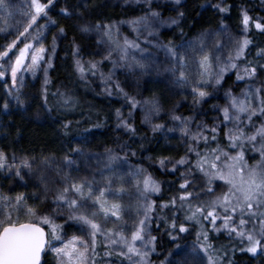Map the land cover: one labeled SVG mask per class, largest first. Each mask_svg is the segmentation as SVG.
Instances as JSON below:
<instances>
[{
  "label": "snow or ice",
  "instance_id": "1",
  "mask_svg": "<svg viewBox=\"0 0 264 264\" xmlns=\"http://www.w3.org/2000/svg\"><path fill=\"white\" fill-rule=\"evenodd\" d=\"M148 4L149 11L144 17H139L136 20L129 21L133 31H137V25L143 22L145 28H149L148 17L159 18V13L151 11V0H145ZM176 4L180 3V0H175ZM54 0H47L46 3L41 0H30V3L21 12V15L26 19L18 22L22 24L23 30L20 27L16 28L17 35L11 42L0 50V61H7L8 67L5 68V64L0 63V80H3L6 73L10 70L12 85L11 88H16L17 81L23 82V77H18V73L23 71H31L35 74L36 70L41 66V61L45 59V48L43 45L34 47V44L28 42L26 39L21 40L22 37H26V34L30 33V29L34 25H37L38 20L41 17L48 16V9L53 6ZM214 8H218L220 12H226L227 9L220 4L212 5ZM9 4L7 0H0V11H7L8 15L12 13L8 11ZM65 16L71 15L67 9H61ZM184 13L180 12L179 16H183ZM242 23L244 26V32L247 33L250 26V17L246 13H242ZM50 23L55 24V20L49 19ZM170 24H177L178 20L172 18ZM46 25H39L40 29H43ZM115 25L100 24L97 23L94 26L89 24H82L80 30L84 33L90 31H96L100 34V39L97 43H107L109 45L108 54L104 59H109L113 51L119 52V59L123 65L128 61L129 50L141 51L139 43L124 38L121 44L118 32L114 33L113 29ZM255 28L264 33V23L259 21L255 22ZM63 28L60 32L63 33ZM0 32L7 34V28H0ZM40 33L33 36V40H37ZM148 35H153L149 29ZM55 40V38H54ZM18 43H23V47H19L18 53L14 54V62L9 55L13 53V50L17 48ZM145 43H148L146 40ZM251 41L248 38H242L235 40V47L229 52L228 62L220 66L218 71H211L213 64L211 63L212 56L210 52H204V44L201 42V58L199 60V67L202 71L199 73V79L195 84L191 85L193 93L194 104H199L204 100L209 92L206 90V86L214 84L219 86L222 82L224 74L229 70H236V80H254L257 78L258 70L264 68V64L254 65L251 61L241 68V66L235 61L241 60L245 55V49L248 48ZM167 53L171 56L174 62L173 67L168 69L175 77V83L179 87H185L190 84V81L185 74L184 68L186 66V57L180 55L176 50L169 45H163ZM218 49L221 47L219 43L215 45ZM54 51V48H53ZM234 52V55L232 54ZM78 55V48H74L73 56ZM257 55L264 56V49L257 52ZM30 56V63H25L26 59ZM216 61H220V57H215ZM99 62L89 61L88 68L86 69L80 59L75 60L76 70L83 78L86 71H91L93 75L97 70ZM115 65V61H113ZM51 59L47 61V67H51ZM129 68L133 66L138 68H145L146 64L142 60L132 58L130 63H127ZM45 71V85L49 82L47 80V68ZM110 79V77H109ZM204 87H201V86ZM7 88V85H6ZM117 90L122 91L117 85ZM8 95L11 96L12 92L9 90ZM227 104L220 109V113L223 116V127L227 129L224 132V138L227 140L226 145H221L218 140L220 131V125H214L208 127L207 125L197 124L196 130L190 128L192 123L191 118H182L181 116L173 114L171 119L179 122V131L182 137H186L189 143L187 147V153L179 160H176L170 171L175 172L177 166L183 167L189 165L187 171L191 172L193 169L198 170L205 178L207 193H213L212 187L213 181L220 180L227 185V190L223 191L220 195H216L210 202H200L192 204L191 197L193 191H189V185L191 181L185 179L183 183H180V189L184 190L178 197L180 201V208H187L185 213V219L196 224H201L202 220H209L213 225V230L216 232L222 229L227 232L231 237L234 233L236 237L240 238L243 243L247 241V246L242 247L241 251H246L253 257H256L260 252H264V86L256 87L253 90L251 84H246L245 89L242 90L241 97L233 95L232 91L226 92ZM19 100V97H17ZM65 104L68 100L63 101ZM129 103L132 108H136L137 101L134 98H129ZM145 103H148L147 101ZM4 108H8V103L5 102ZM152 111L157 115L160 112L158 104L152 103ZM119 116V111L117 112ZM254 117H260L261 123L259 127H255ZM147 119V117H146ZM232 127H229V125ZM123 126L128 131H133L129 124L125 121H121L117 127ZM164 125L154 124L152 130L159 131ZM67 128V125H65ZM249 129H254L249 132ZM176 128H169L168 131H175ZM206 133H210L209 136ZM203 141L205 145V151L201 152L199 145ZM210 141L216 142L217 147L211 148ZM251 147L252 151H258L260 153V162L255 166H249L245 162V149ZM233 150L235 154H233ZM74 152H80L79 148L73 149ZM191 153L195 156V161L191 160L188 155ZM121 157L112 154L109 149L107 152L106 161H98L103 163L107 169H112V166L116 161L121 160ZM6 157L4 153L0 152V169L5 167ZM75 161L69 157H65V165L71 167ZM162 168L166 167L164 159L159 161ZM221 164L223 166H221ZM22 166L28 168L31 171V165L27 161H24ZM12 167H15L13 165ZM16 175L19 177L21 173L19 169L16 171ZM57 175H61V171L58 170ZM103 176V172L101 173ZM129 175L140 176L141 172L129 173ZM183 175V173H182ZM62 185L55 190L53 196V212L62 214L64 206L67 208L68 218L72 221L79 222L82 226L88 229L87 237L73 236L71 240L64 242L60 235V225L54 223L51 214L43 211H38L36 207L29 206L26 198L23 194H18L13 201L7 195L0 194V264H41V257L47 252L54 254L56 264H99L97 257L99 253L96 251L98 246V234L104 235L105 241V257H111L113 254L121 258V264L124 260H127L129 264H150L146 259L149 255V251H154L155 236H149L145 239V232L148 230L149 222L152 220V215L155 211V202L149 200L151 194H159L161 191L160 184L153 180L150 175H144L142 182L137 179L135 182L136 191L139 197L144 200L142 207L143 214L140 215L137 211V219L134 223L133 230L131 232L130 239L127 238L123 231L114 229H104L100 223L94 219L97 216L95 211L91 212V216L87 214L88 209L86 203L91 201L94 205H99L100 211L104 213V218L107 220L109 215L116 217V220H121L120 209L121 205L113 203L108 206V201L103 199L105 195V189L99 190V195H95V189L92 187L94 180H88L87 178H81L76 180L72 178L70 172H64L61 175ZM107 184L112 183V177L104 176ZM142 183V187H141ZM49 190L45 188V196ZM118 191H123L120 188ZM199 195V193H197ZM176 197L167 203L160 205L161 210L165 208L175 209ZM239 218L238 224L235 222V218ZM175 215V213H174ZM24 217L25 219H21ZM247 217V219H246ZM223 219V224L219 227L216 226L217 219ZM39 223H36V221ZM165 223L167 221L165 220ZM251 223L252 228L246 226ZM42 225H48L49 230L46 232ZM159 227V225H158ZM172 229L176 228L175 221L170 225ZM83 231V228H82ZM187 228L181 224L179 226V233H185ZM258 233V235H257ZM171 239L176 240L177 236L169 233ZM59 242V243H57ZM139 242V246L137 245ZM115 246V247H114ZM177 253L184 251L179 244L176 245ZM213 246L209 242V235L207 231L201 228L196 233V240L192 242L190 251H185L184 258L179 264H218V257L213 255ZM168 264H172L171 261Z\"/></svg>",
  "mask_w": 264,
  "mask_h": 264
},
{
  "label": "trees",
  "instance_id": "2",
  "mask_svg": "<svg viewBox=\"0 0 264 264\" xmlns=\"http://www.w3.org/2000/svg\"><path fill=\"white\" fill-rule=\"evenodd\" d=\"M41 2L46 3L47 0H41ZM215 4H220L227 11L220 12L218 8L212 7ZM143 8L141 15L145 16L149 11L145 0ZM151 11L159 13V18L148 17V22L152 25V27L149 26V29L152 30L157 42L162 46L170 44L176 51L180 45L191 38L195 29L206 18L211 22L218 19L224 22L230 17L238 16L242 21V13H246L250 17V26L248 32L243 31L242 35L243 38H248L251 43L245 49L244 57L235 62L241 68L249 61L257 66L258 64H264V56L257 55L258 51L264 49V33L255 28V22L264 23V0H180L179 4H176L175 0H151ZM180 12L184 13L182 17L179 16ZM172 18L177 19L178 23H164L169 22ZM54 20L56 23H52L40 34L37 44L38 47L43 45L45 53L51 59L52 66L47 67V80L49 82L45 85V71L43 69L40 75L32 79L26 78L25 82L20 85L15 95L22 101L24 108L17 107L16 110L7 111L0 116V128L5 132V134L0 133V141L7 143L9 149L14 153L27 152V162L36 165L42 159L49 160L51 158H60L65 164L66 156L73 159V144L89 135L101 139L118 140L129 149V153L124 154L122 161L141 164L147 175H150L161 187L159 194L149 196V200L155 202V211L151 213L152 220L149 222L148 230L144 235L146 239L149 236L156 237L154 251H149L146 258L150 264H163L169 256L177 251V244L181 247L192 244L196 240V233L201 228L208 232L209 242L214 249L213 255L218 257V264H264V254L259 253L256 257H253L248 252L241 251L242 247L247 246V241L244 240L242 243L240 238L234 234L230 237L223 230L214 231L210 218L209 220H202L199 225L185 219L187 208L185 206L181 209L178 199L184 191L180 189V183H183L185 179L191 181L188 190L193 191L191 202L195 205L200 202H210L216 195H220L222 193V190L220 191V187L223 185L222 181H213L214 192L207 193L205 191L207 186L205 178L198 170L193 169L188 172L189 165H185L183 167L177 166V170L173 172L170 171L172 167L169 170H164L151 162V159H147L156 155L160 149L162 144L161 129L154 132L151 127L145 125L141 120L139 106L132 108L128 95L124 91H118L114 84L102 81L97 72L93 75L91 71H86L83 78H81L75 65L76 59L81 60L79 58L81 47L77 42L78 39L71 20L60 15H56ZM132 20H124L130 28L132 26L128 22ZM41 22H43V18L38 20L37 25ZM92 22V26H94V19ZM37 25H34L30 29V33L26 34V37H22V40H27ZM143 26V23H141L136 27L139 31V28ZM61 28L64 30L63 33L60 32ZM20 30H23V26ZM7 43H9L8 39L5 36H0V44H4L3 48ZM19 47L20 43H18L16 49H19ZM74 48H78L76 57L73 56ZM81 62L83 63V61ZM84 66L86 69L88 68V65L84 64ZM188 67L190 70L186 75L190 81L188 86L191 89L192 83L198 77L196 76V70L191 66ZM246 84H251L254 90L256 87L264 86V68L258 70L256 79L245 81H237L236 70L229 69L224 74L219 86L210 84L209 95L199 104H194L193 97L187 96L182 91L183 87H178L180 91L178 89L173 91L169 95L170 98L168 97L169 90H166V98L171 102L170 110L173 114L182 118H191L190 128L193 131L196 130L197 124L207 125L209 128L219 124L218 140L223 146L228 143L224 138L226 130L222 123L223 116L220 113V109L228 102L225 94L231 90L233 95L241 97ZM65 99L68 100L67 104L63 102ZM118 111L119 116H117ZM121 121L127 122L133 131H128L123 126L117 127ZM254 121L255 127H259L261 118L254 117ZM65 125H67V128H65ZM252 130L254 129H249V132ZM206 134L211 135L210 133ZM210 147H217L216 142L210 141ZM199 148L201 152L205 151L203 141H201ZM188 155L192 161H195V156L191 153H188ZM245 162L249 166L257 165L260 162V153L252 151L249 146L245 149ZM7 165L9 167L6 169V179L20 187L16 191L17 195L23 194L27 204L35 207L36 195L34 194L45 195L47 180H43L39 172H34L32 176L27 177L20 170L21 176L18 177L16 171L19 164L16 161H11ZM13 165L15 167H12ZM221 166L223 165L221 164ZM37 177L38 179L40 177L39 181ZM60 182L61 175L52 177V180H50L52 186L48 183L47 187L49 190L47 192L48 196L50 195L51 198L54 196V189L60 186ZM119 192L129 202L126 214L121 215V220L127 224L126 220L130 217V224L132 225L136 222L137 211L140 208L136 196L137 192L135 191V180L132 175L128 179H124L123 191ZM173 197L177 198L176 208L169 207L161 210L160 205L171 201ZM21 219L25 218L22 217ZM165 220L167 223H165ZM173 221L176 223L175 229L170 227ZM36 223H39V221L37 220ZM181 224L187 228L185 233H179ZM216 226L219 227L217 224ZM42 227L46 232L49 230L48 225H42ZM117 230L121 231L118 228ZM170 232L177 236L176 240L171 239ZM98 241L96 251L99 256L97 260L99 264H102L105 242L101 235H98ZM111 257L113 259L118 258L114 254Z\"/></svg>",
  "mask_w": 264,
  "mask_h": 264
},
{
  "label": "rangeland",
  "instance_id": "3",
  "mask_svg": "<svg viewBox=\"0 0 264 264\" xmlns=\"http://www.w3.org/2000/svg\"><path fill=\"white\" fill-rule=\"evenodd\" d=\"M7 2L9 4L8 11H10L12 15L9 16L7 11H0V28H7L8 33L10 34L0 32V36H5V38L11 42V40L17 35L16 28H21L22 26V24H18V22L26 19L21 15V12L30 3V1L7 0ZM143 4L144 0H54L53 6L48 9V16L41 17L43 18V22L39 25H46V27L40 29L39 25H37V27L31 32L30 37L27 38V41L33 43L34 47H38L37 44L39 42L38 39L40 38V35L37 40H33L32 37L36 36L38 32L41 34L46 28L52 25V23L49 22V19L54 20L56 15L69 18L76 33V37L78 39L77 42L81 47L79 57L81 58V61H83L85 65H88L89 61L99 62L96 70L99 78H101L102 81L104 80L114 84L116 87L119 85V88L122 89V91H124L129 98H134L138 102L137 105L140 108L141 120L145 125L151 128L154 124L164 125V127L160 130L162 135V144L160 149L157 151L156 155L147 159H151L150 161L157 164L161 169L169 170L173 167L175 161L179 160L178 157L186 154L188 144L191 143V141H188L186 137L181 136L179 131V122L171 119V116L173 115L170 110L172 105L166 98V90H169V97V95L179 87L175 83V77L172 72L168 70L172 68L174 64L171 56L167 53L166 49L159 44V42H157L154 35H148L149 28H145V26H143L139 28V31H133V28L128 27L124 21L126 19L128 21V19L136 20L139 17H143L144 15H141V10L144 9ZM61 9H67L71 15L65 16ZM115 12H117V14H115ZM93 19L94 25L97 23L115 25L116 27L113 29V32H118L121 44L123 43L124 38L127 37L129 40L139 43L140 48L144 51L129 50L130 54L128 61L123 65L119 59V52L116 50L113 51V54L109 59H104V57L108 54L109 45L107 43H97L100 39V34L95 31L84 33L80 30L82 24L85 23L89 24L91 27ZM242 24L243 23L238 16L234 18L230 17L224 22H221L220 19L215 22H211L210 20H207V18L203 20L202 24L195 29L191 38L177 48L176 52L186 57V66L184 68L185 74H187L190 70L188 66H191L196 70V76L199 79V73L202 71L199 67V60L201 58V42L204 44L203 51L211 53V63L213 64V69H211V71H218L220 66H223V64L228 62L229 52L235 47L234 41L243 38L242 33L244 29ZM149 26L152 27L150 24ZM146 40L148 43H145ZM217 43L221 45L218 49L215 47ZM3 45L4 44H0V50L3 48ZM20 47H23V43H20ZM15 53H18V49L9 54L12 57L13 62ZM232 54L234 55V52ZM44 56L45 59L41 61V66L36 70L35 74L31 71L22 70L18 73V77L22 76L23 82H25L26 78L32 79L33 77L40 75V72L47 68V61L50 58L45 52ZM217 56L220 57V61H216L215 57ZM133 57L137 60H142L146 64V67L143 69L135 66L129 68L127 63H130ZM113 61L116 62L115 65ZM0 63L5 64V68L8 67L6 60L0 61ZM25 63H30V56L26 59ZM198 79H196V81ZM196 81L192 84H195ZM22 83L18 80L16 88H11L12 80L10 70L6 73L5 78L0 80V116L5 114L7 111L12 112L16 110L17 107L24 108L22 101L20 99L18 100V96L15 95L17 93V89ZM201 87L204 86L202 85ZM209 87H211L210 84L206 86L207 91L209 90ZM9 90L12 92L11 96L8 95ZM178 90L180 91V89ZM182 91H184L187 96L190 95L193 97L192 90L189 86L183 87ZM146 101L148 103H145ZM5 102L8 103L7 109L4 108ZM153 102L158 104L160 108L158 115L152 111ZM172 127H175L176 130L169 132L168 129ZM229 127H232V125L230 124ZM0 133L5 134L4 130L1 128ZM73 146L74 149L79 148L80 152L73 151V160L75 162L70 168L67 167L60 158H51L49 160L42 159L37 162L36 165L28 163L31 165L30 171L28 168H24L22 166L24 161H28L27 152H21L22 154L14 153L9 149L7 143L0 141V152L4 153L6 157L5 167L0 169V194L9 196L13 201L17 196L16 191L19 190L20 187L16 186L14 182L6 179V169L9 167L7 163L16 161L19 164L18 169L27 175V177L32 176L34 172H39L43 180H47V187L48 183L51 185L50 180H52L53 176H60L57 175L58 170L61 171V175L64 172H70L72 178L76 180L81 178H87L90 181L94 180L95 183H93L92 187L95 189V195H99V190L104 188L105 195L103 199L108 201V206L110 207L111 204L118 203L121 205L120 215L126 214L129 202L128 199H124L122 193L118 190L120 188H124V179L126 180L131 176L129 173H136L137 171H140V176H132L135 182L137 179L142 182L143 176L147 175L145 168L139 163L133 164L129 161H122V159L116 161L111 170L105 168L103 163H98V161H106L109 149L112 154L121 158H123L125 153H129L128 147L123 146V144L118 140L101 139L99 137L89 135L75 142ZM235 151L236 150H233V154H235ZM161 159H164L166 162V167L164 168L160 166L159 161ZM102 172L104 174L103 176L101 175ZM104 176L112 177V183L110 185L107 184ZM37 180L39 181L40 177L39 179L37 177ZM61 185L62 179L60 182V186ZM42 186L44 187V185ZM227 187L228 186L223 183L220 187V191H226ZM57 188L58 187H55L54 193ZM34 195H36L35 207L37 210L51 214L54 223L60 225L59 231L64 242L71 240L73 236L88 238V229L82 226L79 222L72 221L68 218L66 206H64L62 214H57L52 211L54 207L53 197L51 198L50 195H47L46 197L44 194ZM136 196L140 206L143 205V198L139 197L138 193ZM83 203H86L87 205V214L89 216H91L92 211L97 213V216L94 219L96 222L100 223L104 229H121V231H124L125 236L130 239L131 232L134 227V223L132 225L130 224V217L126 220L127 224H125V221L122 220L117 221L116 217L111 215H109L107 220H105L104 213L100 211L99 205H94L91 201ZM139 210L140 215L142 216V207H140ZM223 222V219L220 218L217 219L216 224L221 226ZM235 222L237 224L239 222L238 214L235 218ZM246 227L250 229L252 228V224L249 223ZM98 235H101L104 241V235ZM137 245L139 246V242H137ZM190 246L191 244L182 246L181 249L184 251L179 252V254H174L177 253L178 250L175 251L164 261L163 264H168L169 261H171L172 264H179V262L184 258L185 251H190ZM260 253L264 254V252ZM42 264H56L54 254L52 252L45 253ZM102 264H121V258L118 257L117 259H113L112 257L104 256ZM123 264H129V262L124 260Z\"/></svg>",
  "mask_w": 264,
  "mask_h": 264
},
{
  "label": "water",
  "instance_id": "4",
  "mask_svg": "<svg viewBox=\"0 0 264 264\" xmlns=\"http://www.w3.org/2000/svg\"><path fill=\"white\" fill-rule=\"evenodd\" d=\"M43 256H44V254H43L42 257H41V264H42V261H43Z\"/></svg>",
  "mask_w": 264,
  "mask_h": 264
}]
</instances>
